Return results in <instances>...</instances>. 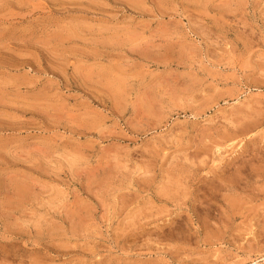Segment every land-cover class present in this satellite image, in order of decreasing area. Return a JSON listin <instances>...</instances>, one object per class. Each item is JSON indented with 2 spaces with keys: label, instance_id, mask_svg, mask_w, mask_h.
<instances>
[{
  "label": "rangeland",
  "instance_id": "rangeland-1",
  "mask_svg": "<svg viewBox=\"0 0 264 264\" xmlns=\"http://www.w3.org/2000/svg\"><path fill=\"white\" fill-rule=\"evenodd\" d=\"M0 264H264V0H0Z\"/></svg>",
  "mask_w": 264,
  "mask_h": 264
}]
</instances>
